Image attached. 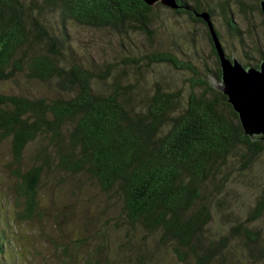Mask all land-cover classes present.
Segmentation results:
<instances>
[{"label":"trees","instance_id":"16d2710c","mask_svg":"<svg viewBox=\"0 0 264 264\" xmlns=\"http://www.w3.org/2000/svg\"><path fill=\"white\" fill-rule=\"evenodd\" d=\"M176 1L180 8L170 9L175 16L186 15L207 29L216 70L199 73L191 62L162 52L129 58L127 64L140 76L144 66L160 64L191 72L187 96L168 90L159 81L151 88H140L123 67L106 63L96 69L79 62L73 49L70 23L107 30L121 38H152L161 3L0 0V86L24 76L51 91L47 97L0 93V138L11 143L18 166L14 170L19 180L17 200L25 206L20 218L29 220L38 213L39 188L47 174L86 176L103 193L118 195L128 239H134L137 230L155 235L159 248L171 250L182 264H191V259L212 264L228 250L230 234L211 233L215 212L209 203L214 190L223 193L232 165L243 162L245 171L253 159L264 155V141L244 135L228 97L212 87L208 75L221 78L220 61L209 28L197 14L208 12L214 25L216 13L221 14L245 51V34L233 8L236 5L246 12L248 3ZM255 1L262 13L261 0ZM257 52L263 61L264 53ZM245 58L250 60L247 53ZM32 146L33 160L26 168L24 155ZM261 196L252 224L264 212V192ZM233 233L248 240L246 249L255 260L264 259V239L257 227L239 225ZM100 236L98 259L109 249V237ZM0 238V264H4L6 243ZM147 250L137 264L152 258L153 252ZM86 263L101 262L93 256Z\"/></svg>","mask_w":264,"mask_h":264},{"label":"rangeland","instance_id":"374dc122","mask_svg":"<svg viewBox=\"0 0 264 264\" xmlns=\"http://www.w3.org/2000/svg\"><path fill=\"white\" fill-rule=\"evenodd\" d=\"M204 1L216 3V0ZM247 3L246 12L236 5L233 8L234 18L245 34V51L227 30L221 14L216 13L214 22L222 35L226 53L231 58L235 54L243 65L249 62L255 67L257 63H262L261 52L257 51L264 53V15L255 8V0H247ZM157 12L159 18L153 27L152 38L146 35L121 38L107 30L70 23L69 33L77 60L94 65L96 69L106 63H114L118 69H126L133 82H139L140 88H151L159 81L168 90L182 91L187 96L191 90V72L177 71L160 64L144 66L140 76L133 65L127 64L129 58L162 52L173 54L182 62H191L199 73L216 70L213 45L203 25L194 24L186 15L175 16L165 6ZM245 53L250 60L245 58ZM208 76L212 78L213 74ZM0 93L47 97L51 91L44 85L19 76L16 83L2 84ZM31 152H34V146L24 155L22 165L26 168L33 160ZM243 164L232 165L223 193L214 190L209 203L215 212L211 233L230 234L228 250L217 256L212 264H264V259L255 260L246 249L248 240H241L238 234L233 233L239 225H253L261 231V238L264 239V212L252 224L258 198L264 192V155L253 159L245 171L242 170L245 167ZM17 167L11 143L0 138V237L6 243L4 264H87V259L93 256L100 264H137L140 255L147 249L153 252V256L146 259L145 264H182L171 250L159 248L155 235L137 230L135 238L128 239L118 195L111 197L103 193L86 176L47 174L39 188L38 213L29 220L20 218L19 214L24 212L25 206L17 200L19 180L14 175ZM242 171L245 172L244 177ZM100 235L109 237V249L98 259L96 247L101 243ZM65 248L73 256L64 252ZM190 261L197 264L195 260Z\"/></svg>","mask_w":264,"mask_h":264},{"label":"water","instance_id":"95a60500","mask_svg":"<svg viewBox=\"0 0 264 264\" xmlns=\"http://www.w3.org/2000/svg\"><path fill=\"white\" fill-rule=\"evenodd\" d=\"M142 1L149 6L161 3L172 10L180 8L176 0ZM260 6L264 15V0ZM197 17L207 24L220 61L222 75L220 79L209 78L212 87L228 97L229 104L239 117L244 135L252 141H264V61L256 68L244 66L235 54L231 58L226 53L211 15L203 12Z\"/></svg>","mask_w":264,"mask_h":264}]
</instances>
